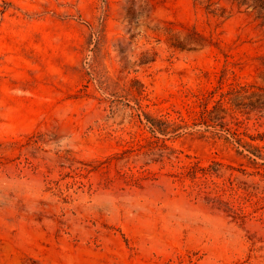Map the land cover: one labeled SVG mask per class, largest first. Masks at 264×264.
<instances>
[{
    "label": "rangeland",
    "instance_id": "374dc122",
    "mask_svg": "<svg viewBox=\"0 0 264 264\" xmlns=\"http://www.w3.org/2000/svg\"><path fill=\"white\" fill-rule=\"evenodd\" d=\"M137 101L188 128L143 141ZM222 123L264 148V0H0V264H264Z\"/></svg>",
    "mask_w": 264,
    "mask_h": 264
},
{
    "label": "trees",
    "instance_id": "16d2710c",
    "mask_svg": "<svg viewBox=\"0 0 264 264\" xmlns=\"http://www.w3.org/2000/svg\"><path fill=\"white\" fill-rule=\"evenodd\" d=\"M215 93L216 92L214 91H209L201 97H196L193 106H188L186 108L191 119L194 121H200L206 126V128L215 127L216 121L220 120V118L216 117L214 111L221 108L223 104L228 105V91L219 92L218 99H215ZM210 102L214 103V105L209 106ZM136 105L135 118L140 124L147 127L151 134V137L142 139L147 143L159 142L161 140L162 144H164V138L170 137V135L174 134L179 129L188 128L187 123L183 119H180L179 123H176L175 121L156 117L145 112L138 101ZM221 128L224 129L227 135L229 134L231 136L229 138L230 140L226 138V141L235 148L237 155L245 159L249 165L257 168V160L264 161V148L255 143L258 137L245 135L244 137L246 138H244L241 134L226 127L225 124H223V126L221 125ZM163 146L167 147L165 144ZM197 172H200L205 176L206 170L194 165L190 166L185 174L195 179L197 178ZM183 175L184 173H178L176 174V177ZM239 216L245 217L243 213Z\"/></svg>",
    "mask_w": 264,
    "mask_h": 264
}]
</instances>
